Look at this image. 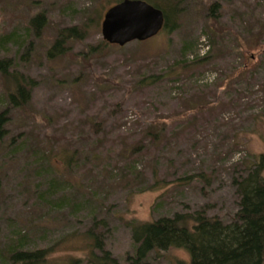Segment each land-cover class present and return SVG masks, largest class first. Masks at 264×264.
<instances>
[{
	"label": "rangeland",
	"instance_id": "rangeland-1",
	"mask_svg": "<svg viewBox=\"0 0 264 264\" xmlns=\"http://www.w3.org/2000/svg\"><path fill=\"white\" fill-rule=\"evenodd\" d=\"M117 1L0 0V60L37 83L27 109L15 110L0 79L9 119L0 134V264H17L15 248L47 250V264H90L89 231L128 264L134 222L205 211L229 224L239 211L234 179L264 156V0H189L176 30L90 52ZM38 14L39 38L29 28ZM74 27L84 40L50 60L58 32ZM152 76L162 79L141 84ZM57 162L60 187L47 195ZM189 261L172 250L145 264Z\"/></svg>",
	"mask_w": 264,
	"mask_h": 264
},
{
	"label": "trees",
	"instance_id": "trees-1",
	"mask_svg": "<svg viewBox=\"0 0 264 264\" xmlns=\"http://www.w3.org/2000/svg\"><path fill=\"white\" fill-rule=\"evenodd\" d=\"M121 1L123 0H118L115 4ZM143 1L163 11L166 21L163 31L172 32L178 28L176 18L183 13L181 5L189 0ZM210 11L215 15V5ZM98 17L90 18V23H97ZM29 24V28L39 38L46 26L45 16L38 14ZM85 36L86 30L82 28L60 30L47 52V57L50 60L64 57L69 42L84 40ZM8 39L10 37L6 36L5 42ZM108 46L107 42L102 41L98 46L91 47L90 52H100ZM0 79L9 106L15 110L27 109L32 91L37 86L36 81L17 71L9 59L0 60ZM161 79V76H152L143 79L141 84L150 86ZM8 120L6 113L0 115V130L1 125H6ZM2 132L3 129L0 134ZM148 134L155 135L151 131H148ZM57 164L58 166H53L56 176L49 181L47 195L57 194L60 187L58 176L61 175V162ZM233 184L239 197V211L234 221L229 224H225L218 216H208L205 211L177 213L172 217H162L152 222L132 223L130 228L133 253L128 256V264H145L152 255L165 258L172 250H182L188 254L190 261L179 264H264V156L255 157L248 163L245 172L235 178ZM87 237L94 242L93 250L87 258L90 264H119L105 249L99 236L89 231ZM15 249L10 252L11 258L17 264L48 262L47 250Z\"/></svg>",
	"mask_w": 264,
	"mask_h": 264
},
{
	"label": "water",
	"instance_id": "water-1",
	"mask_svg": "<svg viewBox=\"0 0 264 264\" xmlns=\"http://www.w3.org/2000/svg\"><path fill=\"white\" fill-rule=\"evenodd\" d=\"M161 9L143 0H123L109 8L101 24L102 37L109 45L124 47L133 42H146L165 27Z\"/></svg>",
	"mask_w": 264,
	"mask_h": 264
}]
</instances>
